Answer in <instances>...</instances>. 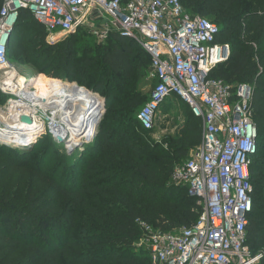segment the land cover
<instances>
[{"label": "trees", "instance_id": "trees-1", "mask_svg": "<svg viewBox=\"0 0 264 264\" xmlns=\"http://www.w3.org/2000/svg\"><path fill=\"white\" fill-rule=\"evenodd\" d=\"M180 3L190 16L212 19L219 29L216 43L230 47L229 59L209 79L254 86L257 153L249 167L246 245L252 254H262L259 264H264V0ZM82 36L76 32L48 45L44 28L26 11L18 14L11 33L10 62L102 96L105 113L95 148L81 155L70 184L46 172L44 158L29 168L31 150L0 144V264H151L146 251H136L144 236L137 221L174 232L194 226L200 214L184 188L168 186L173 168L201 141L200 121L185 106L188 119L175 135L151 141L135 118L147 101L142 105L146 96L137 82L139 70L150 65L148 55L117 34L94 48L78 45ZM3 98L0 94V103ZM50 140L38 145H52Z\"/></svg>", "mask_w": 264, "mask_h": 264}, {"label": "built area", "instance_id": "built-area-1", "mask_svg": "<svg viewBox=\"0 0 264 264\" xmlns=\"http://www.w3.org/2000/svg\"><path fill=\"white\" fill-rule=\"evenodd\" d=\"M21 11L44 28L48 44L76 32H86L100 44L111 34L133 40L150 59L152 90L135 116L143 131L154 130L169 98L187 106L200 121L199 145L170 175L172 186L184 188L200 214L194 226L174 232L137 221L144 236L135 246L148 253L151 264H259L262 254H252L246 245L252 210L249 167L257 153L254 86L209 79L230 56L229 45L215 41L218 27L187 14L180 0H0L4 110L19 99L8 92L6 73L16 70L8 59V46ZM32 79L25 78L26 84Z\"/></svg>", "mask_w": 264, "mask_h": 264}, {"label": "bare ground", "instance_id": "bare-ground-1", "mask_svg": "<svg viewBox=\"0 0 264 264\" xmlns=\"http://www.w3.org/2000/svg\"><path fill=\"white\" fill-rule=\"evenodd\" d=\"M6 74L8 92L19 99L10 101L5 110L0 107V116H5L0 117V142L25 147L45 133L46 128L55 140L61 138L62 141L71 133L82 132L71 144L72 148L80 144V139L94 136L96 121L104 107L98 94L76 83L46 76L31 81L37 91H29L22 75L13 70ZM38 110L43 113L44 120L39 119ZM21 118H28L31 123L23 124Z\"/></svg>", "mask_w": 264, "mask_h": 264}, {"label": "rangeland", "instance_id": "rangeland-1", "mask_svg": "<svg viewBox=\"0 0 264 264\" xmlns=\"http://www.w3.org/2000/svg\"><path fill=\"white\" fill-rule=\"evenodd\" d=\"M207 19L213 23L212 19L210 18H207ZM84 35H85L84 37L83 36L79 37L78 45L80 42H82L81 45L94 48L95 45L100 44L95 39L90 37L88 33L85 32ZM61 37L62 35L57 36V40H59ZM33 38L38 39V37H33ZM62 39L64 38L62 37ZM38 43L39 41L37 40L33 45L36 46ZM48 45H51V44H48ZM10 63L16 68V70H14L16 74L19 73L20 75L24 76L27 79L34 78L31 81L33 80L35 81L39 77H43V76L50 77L52 75L50 74V72H48L47 74L41 73V71H38L37 69L35 70L32 66H29V65L22 66V65L17 64L16 62L15 63L10 62ZM149 73H150V67H149V62H147V64L143 65L141 70H139L138 72L137 91L141 95L146 96L142 105L145 103V101L147 100L150 94V91L152 90V82L149 79ZM33 89H34L33 91L35 92L37 91L36 86H34ZM1 96L3 95L1 94ZM100 97L104 99L102 96ZM101 98H100V101H101ZM3 99H4V102L0 103V107H4L3 105H6V102H7L6 97H4ZM100 106L102 107V102ZM104 110H105V105H104ZM42 114L43 113L41 111H40V114L38 113L39 119L44 117ZM187 119H188V111L186 107L182 105L176 99L169 98L165 101V104L162 106V108L160 109V112L157 115V120L154 126V130L150 132L147 136L150 138L151 141L160 142L168 136H174L177 130L180 127H182L183 123ZM45 124H47V122H45ZM47 130L48 129L46 128L45 133L36 137L27 147L26 146L16 147L14 145L9 146L5 143L1 145L4 147L11 148L13 150L15 149L21 150V151L24 150L26 152H29L31 150V157L27 160L29 168L30 166L34 165L38 161V159L44 158L45 159L44 163L46 165L45 167L46 172L48 173L54 172L56 176H58L59 181L64 182V184H70L72 179L77 178V174L73 173L74 168L77 166L81 167V164L79 163V160H80L79 158L81 157L83 153L88 152L90 150V147L95 148L96 143H94L93 140L90 141L91 138H82L80 139V144L72 148L71 144L75 141L76 137H80L82 135V132L71 133L66 139H64V141L54 142L52 139V136L49 135V133H47L48 132ZM48 139L49 140L51 139L50 141L53 142V144L51 143L52 145H48V143H45L48 141ZM43 140L45 142L38 145L39 141H43ZM189 156H190V153H188V155L184 158V161L189 159L190 158ZM63 178H65V180H63ZM168 186L169 187L172 186L170 180H169ZM136 251L144 252V250L141 248L140 249L136 248Z\"/></svg>", "mask_w": 264, "mask_h": 264}, {"label": "water", "instance_id": "water-1", "mask_svg": "<svg viewBox=\"0 0 264 264\" xmlns=\"http://www.w3.org/2000/svg\"><path fill=\"white\" fill-rule=\"evenodd\" d=\"M31 81H27V85H29V87H32V84L30 83ZM103 100V105H105V100L104 99H102ZM104 112H105V110H104V107H102V111H101V113H100V115H99V117H98V119H97V121H96V127L98 128V126H99V124H100V122H101V120H102V118H103V115H104ZM21 122L23 123V124H26V125H29L30 123H31V121H30V119H28V118H21ZM97 128H96V131H97ZM96 134V133H95ZM95 134H94V136L90 139V141L91 140H93L94 139V137H95ZM57 141L58 142H62V139L61 138H57ZM27 146H29V145H27ZM26 146V147H27Z\"/></svg>", "mask_w": 264, "mask_h": 264}, {"label": "crops", "instance_id": "crops-1", "mask_svg": "<svg viewBox=\"0 0 264 264\" xmlns=\"http://www.w3.org/2000/svg\"><path fill=\"white\" fill-rule=\"evenodd\" d=\"M100 97V96H99Z\"/></svg>", "mask_w": 264, "mask_h": 264}]
</instances>
